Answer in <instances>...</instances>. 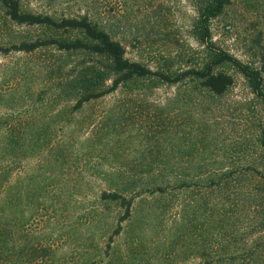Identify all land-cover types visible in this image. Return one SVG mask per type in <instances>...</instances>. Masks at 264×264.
Listing matches in <instances>:
<instances>
[{"label": "rangeland", "instance_id": "1", "mask_svg": "<svg viewBox=\"0 0 264 264\" xmlns=\"http://www.w3.org/2000/svg\"><path fill=\"white\" fill-rule=\"evenodd\" d=\"M19 2L33 14L91 12L129 60L170 75L210 58L195 38L200 0ZM211 30L217 47L263 64L264 0H232ZM48 31L13 22L0 4V47ZM94 60L50 47L0 56L3 200L20 203L23 236L56 250L57 261L47 264L96 258L124 213L115 203L101 205V194L118 191L134 200L114 238L112 264H203L220 246L240 253L237 264H262L264 104L248 82L227 68L235 83L215 96L190 82L145 81L74 110L61 91ZM12 135L23 147L13 150ZM191 174L198 185H178ZM252 252L263 255L253 261Z\"/></svg>", "mask_w": 264, "mask_h": 264}, {"label": "trees", "instance_id": "2", "mask_svg": "<svg viewBox=\"0 0 264 264\" xmlns=\"http://www.w3.org/2000/svg\"><path fill=\"white\" fill-rule=\"evenodd\" d=\"M54 1L49 0L51 3ZM0 4L13 22L19 25L46 28L49 34L51 33L35 41H23L10 47H0V56L13 52L33 53L50 47L66 54L85 53L96 59L82 66L61 91L75 102L74 110H80L90 102L111 96L121 87L154 80L170 86L190 82L215 96H223L235 83L234 77L225 71L227 68L239 73L248 82L253 94L264 104V53L261 54L263 64L255 67L244 63L213 43L211 23L224 13L232 4V0H200L195 38L209 53V61L173 75L129 60L122 43L115 40L109 30L103 27L99 20L94 18L95 14L91 12L68 10L60 16H57V13L33 14L23 11L19 0H0ZM13 137L14 135L9 138L13 150L20 149L26 143L22 139ZM259 142L264 152V130L260 134ZM226 175L221 174L218 180ZM190 176L192 179L183 180L182 184L178 185L186 187L198 185L199 177L195 174ZM6 179L5 156L0 154V264H47L49 260L55 263L56 250L52 246L39 241L37 243L30 235L23 236L24 220L18 216L20 203L18 200H3ZM211 179L212 183H216L213 178ZM128 189L130 188L125 187L124 191ZM158 189L162 191L161 186H158ZM133 200L118 191L101 194L100 203H103L101 205L115 203L124 210V213L117 221V226L108 241L104 243V251H98L99 256L80 264H112L109 261L112 257V244L114 238L122 234L123 223L131 218ZM220 247L221 250L219 249L211 258L213 262H210L208 258L203 264H237L240 253L230 254L224 246ZM262 255L261 252H252L251 257L253 261H258ZM60 264H66V262L61 261Z\"/></svg>", "mask_w": 264, "mask_h": 264}]
</instances>
